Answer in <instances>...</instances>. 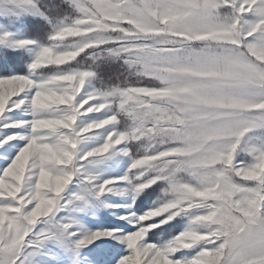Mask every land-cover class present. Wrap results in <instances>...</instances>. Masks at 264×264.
<instances>
[{"label": "snow or ice", "instance_id": "1", "mask_svg": "<svg viewBox=\"0 0 264 264\" xmlns=\"http://www.w3.org/2000/svg\"><path fill=\"white\" fill-rule=\"evenodd\" d=\"M0 264H264V0H0Z\"/></svg>", "mask_w": 264, "mask_h": 264}, {"label": "rangeland", "instance_id": "2", "mask_svg": "<svg viewBox=\"0 0 264 264\" xmlns=\"http://www.w3.org/2000/svg\"><path fill=\"white\" fill-rule=\"evenodd\" d=\"M138 204H139V201H138Z\"/></svg>", "mask_w": 264, "mask_h": 264}, {"label": "trees", "instance_id": "3", "mask_svg": "<svg viewBox=\"0 0 264 264\" xmlns=\"http://www.w3.org/2000/svg\"><path fill=\"white\" fill-rule=\"evenodd\" d=\"M139 203H141V202L139 201Z\"/></svg>", "mask_w": 264, "mask_h": 264}]
</instances>
